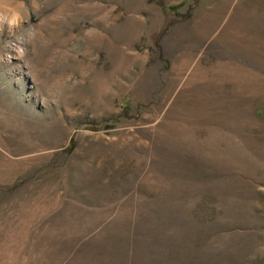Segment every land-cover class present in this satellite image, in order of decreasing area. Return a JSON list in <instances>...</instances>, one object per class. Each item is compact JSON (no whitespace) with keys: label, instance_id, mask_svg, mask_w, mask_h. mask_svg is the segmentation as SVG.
<instances>
[{"label":"rangeland","instance_id":"1","mask_svg":"<svg viewBox=\"0 0 264 264\" xmlns=\"http://www.w3.org/2000/svg\"><path fill=\"white\" fill-rule=\"evenodd\" d=\"M0 264H264V0H0Z\"/></svg>","mask_w":264,"mask_h":264}]
</instances>
